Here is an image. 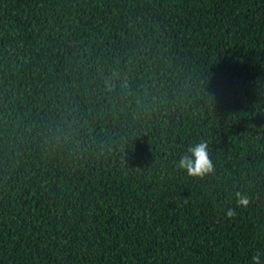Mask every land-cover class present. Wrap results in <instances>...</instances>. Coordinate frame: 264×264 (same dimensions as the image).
<instances>
[{"label": "trees", "instance_id": "1", "mask_svg": "<svg viewBox=\"0 0 264 264\" xmlns=\"http://www.w3.org/2000/svg\"><path fill=\"white\" fill-rule=\"evenodd\" d=\"M256 255L264 0H0V264Z\"/></svg>", "mask_w": 264, "mask_h": 264}, {"label": "clouds", "instance_id": "2", "mask_svg": "<svg viewBox=\"0 0 264 264\" xmlns=\"http://www.w3.org/2000/svg\"><path fill=\"white\" fill-rule=\"evenodd\" d=\"M177 168L186 171L191 177L203 178L209 173H214V163L209 155L208 144L200 141L190 145L186 152L180 156ZM238 207H247L250 204V197L247 192L236 191L234 193ZM228 216H235L234 209H228ZM252 264H260L259 255L252 257Z\"/></svg>", "mask_w": 264, "mask_h": 264}]
</instances>
